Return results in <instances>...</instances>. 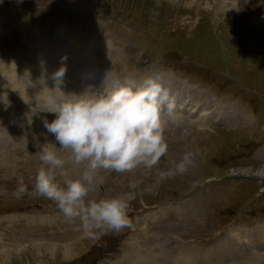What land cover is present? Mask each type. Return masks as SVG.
Instances as JSON below:
<instances>
[{"label":"rangeland","instance_id":"obj_1","mask_svg":"<svg viewBox=\"0 0 264 264\" xmlns=\"http://www.w3.org/2000/svg\"><path fill=\"white\" fill-rule=\"evenodd\" d=\"M218 5V0L0 2V244H5L0 264H112L132 248L159 254L164 248L182 257L192 244L203 246L202 257L206 247L230 233L237 244L238 230L264 225V0H232L230 10ZM76 43L89 46L87 63L96 70L88 73L90 82L108 83L106 76L141 82L164 74L175 79L162 83L180 82L167 87L173 107L162 111L165 150L156 162L124 172L99 170L100 183L86 198L129 197L132 224L118 232L95 229L86 236L79 216L69 218L55 201L33 194L39 145L54 143L55 136L37 118L29 123L26 109L32 107L39 119L55 115L38 110L44 90L37 75L42 67L52 65L48 70L55 72L67 65L64 58L58 63L62 46ZM14 60L20 64L9 67ZM18 81L28 85V102L17 98ZM199 91L207 95L191 115L186 107ZM182 92L193 99L180 106ZM3 97L12 99L6 105ZM203 105L206 112L200 111ZM224 110L245 118L227 126L216 119L202 124ZM57 148L69 175L79 176L86 163L74 164L70 150ZM21 178L27 191L17 197ZM65 251H71L69 257Z\"/></svg>","mask_w":264,"mask_h":264},{"label":"clouds","instance_id":"obj_2","mask_svg":"<svg viewBox=\"0 0 264 264\" xmlns=\"http://www.w3.org/2000/svg\"><path fill=\"white\" fill-rule=\"evenodd\" d=\"M65 71V66L59 67L52 75L54 86L42 88L43 106L38 110L55 114L43 121L55 142L39 145L41 166L34 177L33 194L55 201L69 218L79 216L86 236L95 229L118 232L132 224L129 197L86 198L100 183L99 170L124 172L156 162L165 150L162 111L171 112L173 105L168 90L154 76L141 82L128 77L104 92L86 88L77 93L61 87ZM3 99L6 105L10 103ZM57 145L70 150L74 164L86 163L79 176L69 175ZM26 191L21 178L14 195Z\"/></svg>","mask_w":264,"mask_h":264},{"label":"bare ground","instance_id":"obj_3","mask_svg":"<svg viewBox=\"0 0 264 264\" xmlns=\"http://www.w3.org/2000/svg\"><path fill=\"white\" fill-rule=\"evenodd\" d=\"M172 1H175V0H172ZM218 3H219L218 7L220 6V8L226 7V8H229V10L231 9L230 4L232 3V0H218ZM232 7H234V6H232ZM88 47L89 46H86V45H79V43L73 44L72 46H68V47L62 46V48L64 50H63V54L60 56V58L58 60V63L60 62V60L62 58H64L65 61L67 62V65H65V68L69 72L67 74L65 72V74L66 75L70 74L72 79H74L73 77H78V78H76L78 80H72L71 78H68L65 75V77L63 79V83L61 84L62 85L61 87L66 92L73 91V92L79 93V92L83 91L84 89L90 87V86L89 87L86 86V83L89 81L88 75H91L88 73L91 71V67H92V65L89 66V64L87 63V60L89 58V48ZM78 64L82 65L81 67H79L80 69L77 68L79 70L76 69V66ZM101 64L104 65L103 68L108 67L105 62H101ZM51 67H52V65H48L47 69H45L43 67L41 68V70H40L41 73L42 74L45 73V75L40 74V75H37L38 77L36 75H34L37 77L39 84H40V86L38 88H40V87L43 88L45 85L49 88L54 86L55 82L52 79V75H53L54 71L48 70ZM59 67H61V66H58V68ZM68 69H71V70H68ZM19 70L20 69H18V71ZM73 72L79 74L82 78L80 76H76L75 74H71ZM47 73H49V74H47ZM13 75H15L17 77L18 76L17 71L13 72ZM44 77L48 78L46 80V83L41 81V79H43ZM155 77L158 78L159 80L168 79V78L173 79V80L175 79L173 75H167V74H164L161 76H155ZM76 81H77V83H76ZM107 81H108V83H104V81L102 79H100L97 81V83L94 84V86L92 88L95 91L104 92L106 90H110L114 86V84L117 83L114 80H107ZM18 82L20 84V87L17 90V98L23 102H25V100L28 101V99L30 97L27 94V89H26V87H28V85L26 84V87L24 86V83L27 82V80L25 82H23V81H18ZM168 82H169V80L164 81L162 83L166 89H167V87H174L175 85H178L180 83L178 81H174L172 84H168ZM184 85H186V84L184 83ZM29 86H31V85H29ZM202 94H204V93L199 91L196 94V96L194 97L193 103H191L189 106L186 107V111L189 114L193 115L197 106H199L200 103H204V96H202ZM204 95L206 96L207 93H205ZM5 99L11 100L12 98L8 97ZM192 99H193V97L189 96V92H187V93L182 92L181 96H180L179 105L183 106L184 100L191 101ZM170 100H172V99H170ZM212 100H213V98H212ZM35 101H37V100H35ZM215 106H217V105H215ZM200 111L206 112L205 105L202 106ZM26 112H30L27 116H25V118L27 119L28 122L33 121L35 118H37L38 122L43 123L42 120H44V118L41 117L40 119H42V120H40L38 118L37 114H35L36 112L34 111V109L32 107H28L26 109ZM240 114L239 113L234 114L231 111L224 110V111H221L220 113L210 114L205 119H203L202 124L206 125L210 122L213 123L216 119V121L218 120L220 122H224L225 125H232L234 123H239V122H242L244 120L245 115L243 116ZM35 115H36V117H35ZM202 116L203 115H200L199 121H200ZM210 124H208V125H210ZM43 125H44V123H43ZM8 154L6 155V160H10V158H11ZM3 158H4V156H3ZM260 174L263 175V172L261 171ZM237 234H238V236H240V237H238L239 240H238L237 244L238 245L242 244L241 248L237 244L233 243L232 237H234L236 235L233 232V233H230L229 237L224 238V240H222L221 242H219L215 246H212L209 248L206 247V250H205L206 256H204V254L202 257L199 256V255H201V249H203V246H199V245H195V244L188 246L187 249L185 250L186 252L181 253L182 257H178L179 255L176 256L177 257L176 258V264H227L228 261H230V258L235 259V262H233V264H264V225L259 226V228L257 227L256 229H253L252 231L238 230ZM234 239H236V238H234ZM229 243H232L233 245L230 246ZM0 245H5V244L1 243ZM1 248H2V246H1ZM5 248H6V246H5ZM5 248H3V249H5ZM3 252H4V250H3ZM70 252L71 251H65L64 255L66 257H69L70 256L69 254H71ZM160 253L161 254H159V252L154 253L153 251H150V253H149V251L147 252V250L144 248H135V249L132 248L129 252H127L124 255L121 262H118L116 264H169V260H163L160 257V255L163 256V255H167V254H165L164 252H160ZM191 257L192 258L198 257V259L196 261H194V260H192ZM214 257H216V258H214Z\"/></svg>","mask_w":264,"mask_h":264}]
</instances>
